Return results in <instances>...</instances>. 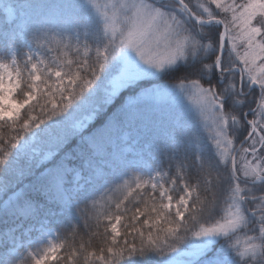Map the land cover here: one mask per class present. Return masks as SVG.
Instances as JSON below:
<instances>
[{
	"label": "snow or ice",
	"instance_id": "obj_1",
	"mask_svg": "<svg viewBox=\"0 0 264 264\" xmlns=\"http://www.w3.org/2000/svg\"><path fill=\"white\" fill-rule=\"evenodd\" d=\"M96 7L99 11V6ZM175 7L188 19L182 20L170 11L165 0H125L113 4L111 15L107 11L102 13L103 33L107 37L110 34V38L102 48H95L94 60L89 55L91 49L85 46L83 57L76 48L73 58H68L69 53L64 51L48 64L29 56L23 70L0 63V128L27 131L42 124L43 115L49 120L66 112L91 87L110 57L121 49L133 50L145 64L157 69L175 64L180 57H196L210 49L208 60L212 62L201 60L194 71L218 72L226 83L217 88L210 78L205 80L200 75L190 83L201 101L202 112L208 113L215 125L217 149L223 153L228 150L226 146L232 147L231 170L226 177L231 182L224 190L226 195L230 193L231 202H226L225 215L214 220L220 207V198L215 193L211 200L202 201L199 195L194 197L197 190L193 186L185 183L181 188L177 180H170L172 188L159 181L151 184L152 192H158V197L147 191L140 195L136 190L144 184L137 183L135 189L129 187L127 194L104 213L107 223L100 235L107 247L100 252L106 251L108 255H98L97 259L103 264H120L124 257L133 254L172 252L176 246L169 244V239L177 238L183 228L185 233L190 231L198 238L225 237L235 251V264H264V194L258 196L248 187L258 179L264 180V175L255 168H241L238 164L243 153L261 161L264 167V0H204L203 3L196 0L195 4L192 0H175ZM61 43L56 41L58 48ZM159 49L167 55H152ZM16 63L13 60L12 64ZM255 67L259 68V74H253ZM201 80L209 86L204 87ZM250 86L252 90L248 91ZM255 86L259 87V99L248 104V98L255 97ZM230 98L245 105L247 112L253 113L252 118L248 119L245 108L229 106ZM37 108L42 115H33ZM245 122L250 131L237 149L231 138L233 129L237 125L243 127ZM16 139L17 136L11 137L12 141ZM4 162L0 158V165ZM222 178L206 180L205 184H218ZM204 217L213 222L205 226L207 221L201 223ZM244 227L255 235L248 237V246L241 251L229 241ZM56 251L57 246L53 245L39 256L32 253L29 256L32 264H46L49 259H56Z\"/></svg>",
	"mask_w": 264,
	"mask_h": 264
},
{
	"label": "trees",
	"instance_id": "obj_2",
	"mask_svg": "<svg viewBox=\"0 0 264 264\" xmlns=\"http://www.w3.org/2000/svg\"><path fill=\"white\" fill-rule=\"evenodd\" d=\"M7 7L15 12L11 20ZM99 26L96 17L89 13L82 0H0V49L5 50L10 42H15L21 51L28 50L27 43L22 40L23 35L26 41L45 53L47 64L54 62L64 51L69 53L68 58H73L76 48L83 57V43L91 46L89 55L94 60L95 48H102L104 40ZM56 41L62 42L59 48ZM64 44L70 47L65 49ZM208 58L203 62H212ZM25 61L26 58L20 60L21 70ZM200 64L201 60L197 59L184 62L159 80L176 83L199 79L197 75L202 71L197 73L194 69ZM103 70L66 112L49 120L47 115H43L45 121L27 131L0 128V158L5 160L0 165V207L15 197L8 208L10 215H5L4 208L0 213V237L3 240L0 264H32L29 253L39 256L44 252L49 244L47 238L27 245L23 259H16L2 251L7 246L4 230L15 224L14 218L26 225L27 218L37 213L39 215L34 217L35 221L41 222V216L48 219L49 235H56L61 245L60 257L47 264H103L97 256L108 255L106 251L100 252L107 247L100 235L107 223L104 213L117 199L127 194L129 187L135 189L137 183L144 184L143 188L136 190L140 195L147 191L150 195L159 196L158 192L151 190L149 174L133 165L129 155L124 154L117 145L116 136L124 128L135 127L142 132L152 152L163 159V168L167 167L169 178L177 180L181 188L185 183L193 186L202 201L211 200L215 193L220 198L216 214L219 212L222 215L220 210L226 204V194L221 195L216 184L206 185L205 181H217L218 177L223 176L225 168L218 167L213 160L212 150L207 142L202 141L200 129L172 109L162 111L156 108L153 109L156 112L149 114H126L118 107L124 96L133 91L128 88L114 98L101 117L89 124L86 129L89 137L68 130L74 104L90 98L89 94L100 81ZM24 75L27 76L26 71ZM213 82L218 85L217 81ZM204 84L208 85L206 82ZM33 115H42L40 109L37 108ZM12 136H17V139L12 141ZM243 136L240 133L239 137ZM67 153L74 158L66 157ZM77 169L83 171L85 183L79 191L72 192L66 186ZM61 181V188L54 185ZM48 188L51 194L43 192ZM139 198V195L136 196L137 200ZM3 218L9 222L3 223ZM211 222L208 217L201 220L205 225ZM188 227L192 228V225ZM15 233L12 231L13 236ZM191 236L190 231L185 233L181 228L178 237L184 239L170 238L169 244L181 248L191 240ZM172 252L133 254L124 257L120 264H164Z\"/></svg>",
	"mask_w": 264,
	"mask_h": 264
},
{
	"label": "rangeland",
	"instance_id": "obj_3",
	"mask_svg": "<svg viewBox=\"0 0 264 264\" xmlns=\"http://www.w3.org/2000/svg\"><path fill=\"white\" fill-rule=\"evenodd\" d=\"M82 1L85 8L89 11L90 14H92L93 17H96L100 25V32L103 34L104 39L102 44L103 47L107 43V40L110 38V34L107 37L103 33L102 13L104 11H107L108 14L111 15L113 12L112 5L125 2V0ZM195 3L196 2H194V4ZM97 5L99 6V11H97ZM166 5L170 11H174L176 15L182 20L188 19L186 14L182 10L177 9L171 3H168ZM205 43L209 42L205 41ZM83 45L84 47L87 46L88 48H91L89 44L86 45L85 43H83ZM208 51L211 50L209 49ZM17 53L18 48L12 44L7 53V55L9 56V61L7 63L2 61L3 56L0 54V63L8 64L10 69L17 67V63L16 65L12 64L13 60L17 62ZM25 55L27 58L29 56H32L35 57L36 60L43 59L45 61L43 53L39 52L38 50H32L31 54L26 53ZM152 55L160 56L167 55V53L164 52L163 49H159L154 51ZM191 58L193 57H180L177 59L175 64L165 65L163 68L157 69L152 65L145 64L133 50L127 48L119 50L107 61L106 68L102 72L100 81L95 85L94 89L89 94L90 98H88L86 102H76L74 104L71 115L72 122L68 125V130L75 131L81 136L85 134V138L89 137L88 132H86L89 124L94 122L98 117L102 116L111 102H113L114 98L118 96L121 91L130 88L133 90L132 94L124 96L123 100L121 101V106L118 107V110L121 109L126 114L130 115L131 113H153L156 112L153 110L156 108L162 111L172 109L174 112L180 114L185 121L194 122L195 120H197L203 127H210L213 131L212 136L214 138L216 134L215 125L213 124L209 114L202 112L201 101L196 94V90L192 87L190 83L191 81L178 84L153 82L164 71ZM253 74H259L258 67L254 68ZM219 78H221V76H219ZM142 80H144V83H139V81ZM90 100H92L93 102H91ZM74 112H76V114H73ZM135 130V127H133L131 130L124 129L119 132L116 136V138L118 139L117 145L121 146L124 153H128L129 151L132 152V156L134 158L131 159H138L139 161L144 162V167H147L150 164L148 163V161H144L145 156L143 154L146 143L142 142V147L139 149H134L133 147V145L136 143V140L134 139V136H136ZM94 131L95 130H92L91 132ZM226 147L228 148L227 152L222 153L221 149H218V153L222 160H231L232 147ZM66 156H71V154H68ZM244 167H247L250 170L252 168H255L257 171L255 163H248ZM79 177L80 173H75L72 181L76 183ZM165 179V174H155L152 183L159 181L161 184H163ZM170 187H173L171 183L169 185V188ZM43 192L51 194V189H44ZM14 200L15 197H12L4 205L3 208L8 209L12 201ZM230 202L231 201H229L228 203ZM225 209L226 207L223 210V216L225 215ZM35 216L36 214L31 215V217L27 219L30 220ZM24 232L26 233V235H28V228H25ZM4 233L5 238H7L8 243L11 245L14 241L12 240L11 234L8 232L7 228L4 230ZM252 235H255V233L249 231L247 227H244L238 230L235 235L232 236V239L231 241H229V243L236 244L241 249V251H243L248 246V237ZM220 239L223 240V243L217 244L216 248H214V245L218 243ZM0 242L3 241L0 239ZM255 242L259 243V241ZM12 245L13 246L7 248V251L10 254L21 257L18 252V248L24 245L22 241L18 240L15 245ZM53 245H55V243H53L51 246ZM213 250L217 252L227 250L229 251V254H225L224 256L215 255L208 258V252ZM58 252L59 249L57 248L55 254L56 256ZM213 261L217 264H235V251L228 246L226 238L223 236H209L200 238L194 236V241L189 245V247L176 251L166 264H194L196 262H200L201 264H211Z\"/></svg>",
	"mask_w": 264,
	"mask_h": 264
}]
</instances>
